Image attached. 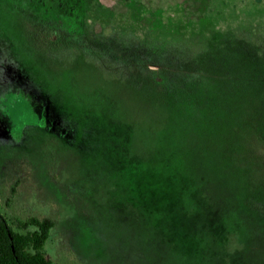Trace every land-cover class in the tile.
<instances>
[{"label": "rangeland", "instance_id": "374dc122", "mask_svg": "<svg viewBox=\"0 0 264 264\" xmlns=\"http://www.w3.org/2000/svg\"><path fill=\"white\" fill-rule=\"evenodd\" d=\"M141 3L160 10L136 44L168 48L185 64L175 77L198 84L164 117L166 63L151 77L135 58L107 60L32 23L114 33L122 47L145 33ZM0 40L61 118L36 126L2 85L0 211L15 231L30 217L54 223L52 264H264V145L216 132L203 83L264 81V0H0ZM237 117L239 137L259 127Z\"/></svg>", "mask_w": 264, "mask_h": 264}, {"label": "trees", "instance_id": "16d2710c", "mask_svg": "<svg viewBox=\"0 0 264 264\" xmlns=\"http://www.w3.org/2000/svg\"><path fill=\"white\" fill-rule=\"evenodd\" d=\"M140 6L146 10V14L141 16L140 20L147 18L148 21L146 27L142 28H146L148 31L145 29L144 32L146 34L144 33L142 36H137L134 32L127 33L124 38H128L129 43L132 40L135 42L134 44L123 45L122 47L113 45L115 43L114 33H111L107 37L103 38L100 36L99 38L100 31L93 34L91 28L84 29L80 26L69 28L57 23V21H50V19L43 17L38 19V21H32V23L42 24L41 26L46 28L44 30L52 36L63 35L69 41L105 56L107 60H123L121 62L124 63L129 62L126 60L128 58H135L138 63L142 64L145 70L147 69V72H151L148 70V66L158 67L163 62L166 63L164 68L171 73L168 80L166 79V75L159 73L165 97V104L163 108L161 107L163 110H161V116L164 117L184 105L185 98L187 97V100L193 94L192 92H188L189 89H196L198 84L193 81H186L183 79V76L181 79L175 77L176 74L183 71L185 64L182 63L183 61L178 60L179 56L168 48L158 49L159 46L151 42L144 45L136 44L138 42L135 39H149L148 37H150L154 28L150 24L155 20V10H160L147 7L143 3ZM140 20L138 19V22ZM158 22L162 21L158 20ZM167 24L162 23L160 26L164 28ZM161 27L160 29H162ZM139 28H141V25ZM9 52L10 49L7 42L0 40V90L2 85H4L5 90L9 89L11 93L24 99L29 110L37 120L36 126L43 124L45 116L60 122L61 118L53 105L51 106L53 116L48 109L51 97L49 95L44 97L34 90L35 79L26 78L21 69L20 61ZM97 66L115 76L119 72L115 66L109 63H101ZM153 75L155 77V73L151 72L150 76L153 77ZM203 83L205 84L204 95L207 98L205 117L216 132L220 135L226 129L227 134H232L234 140L237 138H240L242 141L245 140L244 142L248 143L252 148L254 141L258 142L259 145H264V81L208 76L205 77ZM138 84L141 85L140 82ZM27 87H30V90H27ZM132 87L138 93H142L144 90V92L148 91L150 85L147 84V88H144V86H141V88L140 86L139 88L136 86ZM259 110H262V112H257ZM240 112H249L254 119L256 115L259 125L256 128L255 126L250 127L242 137H239L236 132L240 130V125L237 123V114ZM223 135L227 138L225 134ZM246 139L249 140L247 141ZM262 152H264V148ZM53 227L54 223L50 219L30 217L25 221L17 222V231H15L0 211V264H52L45 253L44 247Z\"/></svg>", "mask_w": 264, "mask_h": 264}]
</instances>
